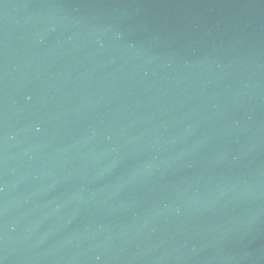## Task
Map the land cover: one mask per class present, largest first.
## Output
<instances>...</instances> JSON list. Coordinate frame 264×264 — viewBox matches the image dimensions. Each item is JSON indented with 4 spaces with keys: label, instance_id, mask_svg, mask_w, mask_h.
I'll use <instances>...</instances> for the list:
<instances>
[{
    "label": "water",
    "instance_id": "water-1",
    "mask_svg": "<svg viewBox=\"0 0 264 264\" xmlns=\"http://www.w3.org/2000/svg\"><path fill=\"white\" fill-rule=\"evenodd\" d=\"M0 264H264V0H0Z\"/></svg>",
    "mask_w": 264,
    "mask_h": 264
}]
</instances>
